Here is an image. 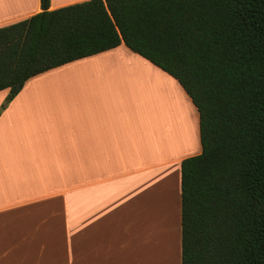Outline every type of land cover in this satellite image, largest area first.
I'll return each mask as SVG.
<instances>
[{
    "label": "crops",
    "instance_id": "obj_1",
    "mask_svg": "<svg viewBox=\"0 0 264 264\" xmlns=\"http://www.w3.org/2000/svg\"><path fill=\"white\" fill-rule=\"evenodd\" d=\"M40 10L0 0V26ZM200 150L189 96L123 43L29 78L0 108V264H181L180 162Z\"/></svg>",
    "mask_w": 264,
    "mask_h": 264
},
{
    "label": "trees",
    "instance_id": "obj_2",
    "mask_svg": "<svg viewBox=\"0 0 264 264\" xmlns=\"http://www.w3.org/2000/svg\"><path fill=\"white\" fill-rule=\"evenodd\" d=\"M0 26L1 109L42 72L123 43L199 116L180 162V263L264 264V0H85Z\"/></svg>",
    "mask_w": 264,
    "mask_h": 264
},
{
    "label": "rangeland",
    "instance_id": "obj_3",
    "mask_svg": "<svg viewBox=\"0 0 264 264\" xmlns=\"http://www.w3.org/2000/svg\"><path fill=\"white\" fill-rule=\"evenodd\" d=\"M153 93H154V97H157V98H160V97H165V100H166V102H170V103H172L171 102V99H170V97H169V93L168 92H166V93H164L163 91H161V88L159 87V86H157L156 87V85L155 86H153ZM7 96V95H6ZM6 98V97H5ZM5 100V99H4ZM4 100H3V102H4ZM2 102V103H3ZM9 102V101H8ZM7 102V103H8ZM1 103V104H2ZM6 103V104H7ZM168 105V104H167Z\"/></svg>",
    "mask_w": 264,
    "mask_h": 264
}]
</instances>
